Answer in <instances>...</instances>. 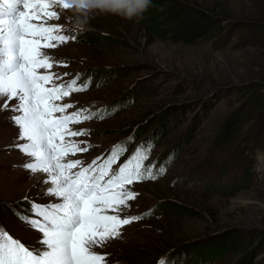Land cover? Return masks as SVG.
<instances>
[{"label": "rangeland", "instance_id": "1", "mask_svg": "<svg viewBox=\"0 0 264 264\" xmlns=\"http://www.w3.org/2000/svg\"><path fill=\"white\" fill-rule=\"evenodd\" d=\"M153 1L159 7L132 20L93 12L86 25L75 28L79 15L57 9L61 19L50 21L71 23L62 34L75 36L45 50L67 64L51 69L61 72L62 79L56 82L76 74L91 81L86 91L73 92L56 103H78V109L88 108L104 117L70 124L74 131H90L66 139L89 141L97 149L80 154L87 157L68 159H79L87 166L104 146L107 150L124 143L119 139L132 132L148 138L154 128L160 137L150 157L176 149V157L158 179L132 185L139 195L120 213L133 216L151 209V215L124 226L118 238L95 251L111 253L113 264H145L144 260L157 264L162 257L170 264H204L202 257L219 252L217 244L226 240L230 251L235 250L225 255L227 262L231 260L227 264H264V0H179L221 16L226 27L220 39L193 44L170 39L166 33H151L149 16L160 20L174 4L173 0ZM126 95H132V100H118ZM99 101L93 110L84 106ZM15 103L11 101L10 106ZM110 103L126 108L113 115ZM235 109L247 115L238 139L230 151L213 150L222 119ZM75 110L67 109L66 114ZM18 114L10 108L0 110V225L26 245L38 247L40 234L18 219L17 213L31 215L33 201L58 200L46 195L50 185L44 182V173L22 167L29 157L14 147L24 143L17 139L19 129L11 119ZM229 153H235L234 164L246 167L251 161L249 184L240 178L241 168L219 172L224 161H230ZM205 178L215 185L205 186ZM235 178L239 185L227 188ZM156 210L158 214L153 215ZM199 256L202 259L196 261Z\"/></svg>", "mask_w": 264, "mask_h": 264}, {"label": "snow or ice", "instance_id": "2", "mask_svg": "<svg viewBox=\"0 0 264 264\" xmlns=\"http://www.w3.org/2000/svg\"><path fill=\"white\" fill-rule=\"evenodd\" d=\"M57 9L72 10V5L69 0H0V97L4 98L0 110L10 108L19 113L11 119L19 129L17 139L24 141L14 147L29 157L22 167L44 173V182L50 185L46 195L58 200L47 204L33 201L31 215L17 213L18 219L40 234L38 247L26 245L0 225V264H107L108 254L95 249L103 248L122 234L124 226L152 212L120 215L139 195L132 185L158 179L165 172L163 167L154 172V165L144 164L150 145L137 146L122 163L120 157L127 151L124 143L87 166L79 159H68L88 151V147H81L86 141L78 143L66 137L90 131H74L70 124L104 117L88 108L66 114L75 105L56 103L73 92L86 91L91 83L79 84L80 74L67 83L56 82L62 76L51 69L67 64L45 50L75 39L62 34L65 25L50 23L61 19ZM13 100L16 103L10 106ZM117 163L119 167L113 170ZM157 264L170 262L162 257Z\"/></svg>", "mask_w": 264, "mask_h": 264}, {"label": "trees", "instance_id": "3", "mask_svg": "<svg viewBox=\"0 0 264 264\" xmlns=\"http://www.w3.org/2000/svg\"><path fill=\"white\" fill-rule=\"evenodd\" d=\"M174 4L171 5V7L165 12V17L162 19H156L157 16L154 14H151L148 21V28L150 29L151 33L154 35L160 36L161 34H168L170 39H174L175 41L181 42L183 44H193L198 41H205L210 39H220V35L224 34L226 32V27L222 23L221 16H218L216 14H213L212 12L206 11L202 8L195 7L191 4L185 3L183 1L179 0H173ZM159 7V3L156 1L151 2V6L148 9ZM85 38V37H84ZM93 42V40H91ZM133 98L132 95H126L122 97V99H127V101H131ZM125 109V108H124ZM108 110V109H107ZM247 120V115L245 110L241 109H235L229 112L224 118L222 119L218 130L214 136V140L212 142V149L218 150L220 152L222 151H230L233 144H235L236 139H238L241 128L244 126ZM158 122V121H157ZM156 122V123H157ZM153 129V128H152ZM151 129V130H152ZM154 133H156V136H154ZM138 134L132 132L131 136L133 139L131 141L128 140L129 137L123 138L126 143H131L133 145H137L138 143H142L144 140L142 138L137 137ZM143 135V134H142ZM141 137V136H139ZM156 137V138H155ZM160 137V133H157V130L154 128L152 133L150 134V139H153V142L151 145H154ZM145 138V137H144ZM139 140V141H137ZM175 147L172 149H168L166 151H160V154H156L152 157V160L154 162L166 159L165 153H167V156H170L168 160V166L172 163L174 160V157H176ZM235 153H232V156H234ZM239 152H237V155ZM230 161L227 160L224 161V164H222V168L219 169V172H222L224 169L225 171L227 169L231 168H241V179L244 182V184H249L251 176L253 174V171L251 170V161L249 160V164H246V167L242 166V164H234L232 163L234 160L231 159L232 156L229 153ZM241 161V160H240ZM162 164V162H161ZM194 176V174H191ZM202 183L206 186L207 184L215 185L214 180H210L209 178L203 179ZM236 183V178L230 182L227 186L229 188L232 186V184ZM239 185V184H235ZM162 208L165 209L163 206ZM166 211V210H165ZM153 215H157L158 211L152 213ZM179 214H182V211H179ZM228 247V249H226ZM221 249L219 252H213L212 254H205L203 256V262L204 264L206 262H215L218 264H227V257L225 255H230V253H233L234 251H230V244L227 243V241H222L221 243L217 244V250ZM200 256L196 259V261H199ZM200 258V259H202ZM231 258V257H230ZM205 260V261H204ZM148 260H144L143 263H147ZM175 262H177L175 260ZM232 264V262H231ZM236 264H240L237 262Z\"/></svg>", "mask_w": 264, "mask_h": 264}, {"label": "clouds", "instance_id": "4", "mask_svg": "<svg viewBox=\"0 0 264 264\" xmlns=\"http://www.w3.org/2000/svg\"><path fill=\"white\" fill-rule=\"evenodd\" d=\"M152 0H69L72 10L79 15L76 27L87 24L93 12L118 15L128 20L141 16L151 6Z\"/></svg>", "mask_w": 264, "mask_h": 264}, {"label": "bare ground", "instance_id": "5", "mask_svg": "<svg viewBox=\"0 0 264 264\" xmlns=\"http://www.w3.org/2000/svg\"><path fill=\"white\" fill-rule=\"evenodd\" d=\"M214 264H218V263H214Z\"/></svg>", "mask_w": 264, "mask_h": 264}]
</instances>
